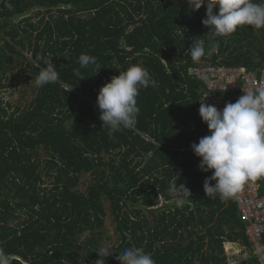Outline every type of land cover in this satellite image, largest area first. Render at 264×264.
<instances>
[{
	"label": "trees",
	"instance_id": "1",
	"mask_svg": "<svg viewBox=\"0 0 264 264\" xmlns=\"http://www.w3.org/2000/svg\"><path fill=\"white\" fill-rule=\"evenodd\" d=\"M205 18L206 5L190 11L187 0H0V251L11 264H95L110 239L108 213L118 241L105 264L133 246L155 264H231L227 241L250 249L238 264H259L235 198L204 191L212 173L191 145L210 132L199 114L203 84L189 68H263L264 45L247 25L214 37ZM196 39L218 45L199 63L188 54ZM81 54L96 63L81 68ZM45 60L58 81L36 85L27 106L12 104L11 76L36 83ZM133 65L158 87L140 89L133 129L109 134L99 90ZM257 181L264 194V177ZM171 182L191 191L183 207L168 194Z\"/></svg>",
	"mask_w": 264,
	"mask_h": 264
},
{
	"label": "clouds",
	"instance_id": "2",
	"mask_svg": "<svg viewBox=\"0 0 264 264\" xmlns=\"http://www.w3.org/2000/svg\"><path fill=\"white\" fill-rule=\"evenodd\" d=\"M187 3L190 11H199L206 5V18L202 23L214 37H228L245 25L256 30L264 29V0L260 3L255 0H187ZM217 46L212 43L206 48L203 39H196L188 54L194 63H199L202 58H210ZM44 62L47 67L41 69L36 77L39 87L59 79V71L52 61ZM78 63L85 68L95 64L96 57L81 54ZM74 73L84 79L79 69ZM148 87L156 88L158 82L139 65L119 71L118 76H113L103 85L97 97L103 129H107L109 134L133 129L140 112L137 103L139 91ZM245 92L222 110L200 101L199 114L210 134L201 137L199 143H193L191 148L201 158L200 169L212 173L204 182L208 197L218 194L221 200L233 199L247 182L264 177V85L255 91ZM167 191L178 208L183 207L186 198L192 195L186 185L178 186L177 182H171ZM113 249L110 243L105 242L96 250L101 259L95 264H105L103 258L112 256ZM116 258L119 264H155L150 253L135 246L119 251ZM0 264H11L10 256L3 251H0Z\"/></svg>",
	"mask_w": 264,
	"mask_h": 264
},
{
	"label": "built area",
	"instance_id": "3",
	"mask_svg": "<svg viewBox=\"0 0 264 264\" xmlns=\"http://www.w3.org/2000/svg\"><path fill=\"white\" fill-rule=\"evenodd\" d=\"M189 74L201 81V101L222 110L227 103H235L245 90L255 91L264 85V67L228 66L205 62L189 68ZM205 98V99H204ZM246 231L252 242L253 254L264 264V194L259 181L247 182L235 197Z\"/></svg>",
	"mask_w": 264,
	"mask_h": 264
},
{
	"label": "rangeland",
	"instance_id": "4",
	"mask_svg": "<svg viewBox=\"0 0 264 264\" xmlns=\"http://www.w3.org/2000/svg\"><path fill=\"white\" fill-rule=\"evenodd\" d=\"M258 35H259V40L261 43L264 45V30H256ZM4 40L0 37V45H3ZM16 57V56H15ZM16 64L18 67L23 66V60L20 59L19 57L16 58ZM18 69V68H17ZM10 82L15 84V93L14 95L10 98V101L14 105H19L23 107L24 105L27 106L28 102L32 100L34 97V94L36 93V83L31 80L30 78L26 77L25 74H21L18 72H15L14 75L11 76ZM87 178L89 179L90 177L86 175ZM85 187V186H84ZM145 214H148L145 211ZM104 235L109 236L110 239H108L107 243L110 244H115L118 241V234L116 232L115 228V221H114V215L111 213H108L106 216L105 222H104ZM88 233V232H87ZM85 233V235L87 234ZM88 235V234H87ZM85 238V236H84ZM241 257L243 256L242 253L240 254ZM228 256V255H227ZM233 258L232 256H228L229 258ZM236 260L239 258L234 257Z\"/></svg>",
	"mask_w": 264,
	"mask_h": 264
},
{
	"label": "crops",
	"instance_id": "5",
	"mask_svg": "<svg viewBox=\"0 0 264 264\" xmlns=\"http://www.w3.org/2000/svg\"><path fill=\"white\" fill-rule=\"evenodd\" d=\"M194 143H197V142L195 141ZM190 204L192 205V203H190ZM225 250H226V253L228 256L233 257V258L230 257L228 259L229 262L231 264H238V263H241L242 261H244L245 259H247L250 249L247 248L246 246H243L242 244H240L238 242L227 241L225 243ZM241 253L243 255L242 257L240 255ZM234 257L239 258V259L236 260Z\"/></svg>",
	"mask_w": 264,
	"mask_h": 264
}]
</instances>
